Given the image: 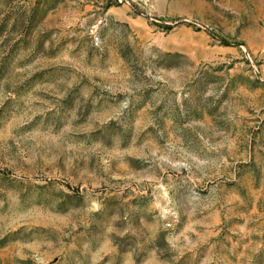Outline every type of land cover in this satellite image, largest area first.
<instances>
[{
	"label": "rangeland",
	"instance_id": "obj_1",
	"mask_svg": "<svg viewBox=\"0 0 264 264\" xmlns=\"http://www.w3.org/2000/svg\"><path fill=\"white\" fill-rule=\"evenodd\" d=\"M0 264H264V0H0Z\"/></svg>",
	"mask_w": 264,
	"mask_h": 264
}]
</instances>
